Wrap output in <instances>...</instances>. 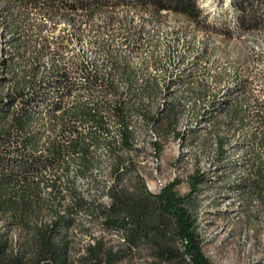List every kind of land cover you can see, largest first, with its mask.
Segmentation results:
<instances>
[{
	"label": "rangeland",
	"instance_id": "374dc122",
	"mask_svg": "<svg viewBox=\"0 0 264 264\" xmlns=\"http://www.w3.org/2000/svg\"><path fill=\"white\" fill-rule=\"evenodd\" d=\"M124 1L87 23L79 16L81 27L75 32L60 14L48 18L34 8L24 11L23 44L14 72L20 74L32 64L39 69L37 78H43L53 64L65 69L73 86L64 97L67 106L84 102L106 112L102 108L118 97L129 98L123 82L106 79L113 58L136 71L139 84L151 80L158 88L144 105L152 116L158 114L161 125L154 127L131 115L133 149L123 151L118 145L121 122L109 117L107 129L97 133L98 142L90 150L95 164L76 175L74 163L69 177L87 202L95 199L107 205L105 191L112 183L110 143L122 156V167L128 168L124 179L138 174L152 193L178 181L177 194L186 195L187 177L200 171L206 181L194 198L193 211L204 255L211 264H264V4L255 28L244 30L238 24L236 0H196L206 17L198 26L164 11L153 19L135 8L133 0ZM2 10L0 0V24ZM9 36L0 25L1 57H9ZM43 44L50 51L36 58ZM87 72H99L100 81L88 85ZM108 83L116 93L107 91ZM213 101L217 105L211 111ZM224 101L234 107L236 116L224 114L220 105ZM168 107L172 120L165 118ZM92 129L84 125L79 130ZM218 140L224 141L221 151ZM93 180L97 186H92ZM74 213L75 224L67 235L68 264H91L89 246L100 255L125 252L114 264L189 263L178 256L130 251L120 232L106 230L86 209Z\"/></svg>",
	"mask_w": 264,
	"mask_h": 264
},
{
	"label": "trees",
	"instance_id": "16d2710c",
	"mask_svg": "<svg viewBox=\"0 0 264 264\" xmlns=\"http://www.w3.org/2000/svg\"><path fill=\"white\" fill-rule=\"evenodd\" d=\"M2 21L8 38L9 57L0 56V264H68V231L75 224L74 212L87 210L91 218L102 221L106 230L120 232L127 249L147 251L161 257H176L188 264H211L204 255L194 216V198L206 181L200 171L187 177L189 192L178 195V181L167 184L157 193L148 190L143 179L134 175L124 179V160L117 156L114 144H108L112 164L109 175L112 183L105 194L107 205L93 199L87 202L77 191L69 177L70 167L76 163V175L87 172L95 160L90 150L98 142L97 133L107 129L109 117L121 122L118 145L121 150L133 149L134 133L129 118L136 114L145 124L159 127L161 120L151 115L144 105L158 88L151 80L139 84L137 72L127 63L112 59L107 80L117 78L125 84L124 101L118 97L107 107L101 108L84 102L67 106L64 97L71 94L73 86L65 69L53 64L48 77L37 78L36 66L24 67L20 74L14 72L15 57L21 55L23 44L20 35L24 11L34 8L48 18L59 15L75 32L93 15L107 8L114 9L124 0H1ZM264 0H236L238 24L244 30L253 29L260 21ZM133 6L159 18L168 12L198 26L204 24V12L196 0H133ZM83 14H78L79 12ZM82 22V23H83ZM78 24V25H77ZM62 48H57L59 53ZM45 51L41 46L35 57ZM99 72L90 74L88 85L98 83ZM54 79L50 81V78ZM47 82H44V79ZM104 80V78H103ZM7 86V88H5ZM105 88L113 92L108 83ZM56 97H53V96ZM117 97V96H116ZM211 111L216 109V101ZM224 114L231 118L237 113L224 101ZM171 107L166 119L172 120ZM160 113V112H159ZM207 114H210L208 112ZM92 125L90 132L79 130ZM221 151L223 140L217 144ZM95 180L92 186H97ZM15 231L17 236H12ZM125 252L107 251L98 254L94 247L87 248L91 264H114Z\"/></svg>",
	"mask_w": 264,
	"mask_h": 264
}]
</instances>
